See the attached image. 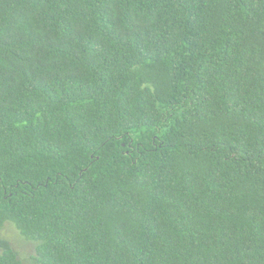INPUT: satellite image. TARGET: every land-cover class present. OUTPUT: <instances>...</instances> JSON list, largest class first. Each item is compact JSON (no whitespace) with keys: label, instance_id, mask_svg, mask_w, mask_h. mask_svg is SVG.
<instances>
[{"label":"trees","instance_id":"16d2710c","mask_svg":"<svg viewBox=\"0 0 264 264\" xmlns=\"http://www.w3.org/2000/svg\"><path fill=\"white\" fill-rule=\"evenodd\" d=\"M5 224L30 264H264V0H0Z\"/></svg>","mask_w":264,"mask_h":264},{"label":"rangeland","instance_id":"374dc122","mask_svg":"<svg viewBox=\"0 0 264 264\" xmlns=\"http://www.w3.org/2000/svg\"><path fill=\"white\" fill-rule=\"evenodd\" d=\"M0 239L10 244L13 251L24 264H30V258L35 256L34 245L23 240L14 226L5 224L0 231Z\"/></svg>","mask_w":264,"mask_h":264}]
</instances>
